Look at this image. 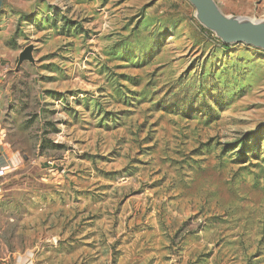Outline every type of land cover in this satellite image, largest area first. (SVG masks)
Returning <instances> with one entry per match:
<instances>
[{
	"label": "rangeland",
	"instance_id": "rangeland-1",
	"mask_svg": "<svg viewBox=\"0 0 264 264\" xmlns=\"http://www.w3.org/2000/svg\"><path fill=\"white\" fill-rule=\"evenodd\" d=\"M195 14L0 0V264H264V50Z\"/></svg>",
	"mask_w": 264,
	"mask_h": 264
},
{
	"label": "water",
	"instance_id": "water-1",
	"mask_svg": "<svg viewBox=\"0 0 264 264\" xmlns=\"http://www.w3.org/2000/svg\"><path fill=\"white\" fill-rule=\"evenodd\" d=\"M195 10L196 19L224 44H245L264 50V24L241 21L224 16L213 0H187ZM31 47L21 52L20 59L32 61Z\"/></svg>",
	"mask_w": 264,
	"mask_h": 264
},
{
	"label": "built area",
	"instance_id": "built-area-1",
	"mask_svg": "<svg viewBox=\"0 0 264 264\" xmlns=\"http://www.w3.org/2000/svg\"><path fill=\"white\" fill-rule=\"evenodd\" d=\"M6 175V169L3 167V168H0V179L5 177Z\"/></svg>",
	"mask_w": 264,
	"mask_h": 264
},
{
	"label": "crops",
	"instance_id": "crops-1",
	"mask_svg": "<svg viewBox=\"0 0 264 264\" xmlns=\"http://www.w3.org/2000/svg\"><path fill=\"white\" fill-rule=\"evenodd\" d=\"M5 167V162L3 161V159H0V168Z\"/></svg>",
	"mask_w": 264,
	"mask_h": 264
},
{
	"label": "bare ground",
	"instance_id": "bare-ground-1",
	"mask_svg": "<svg viewBox=\"0 0 264 264\" xmlns=\"http://www.w3.org/2000/svg\"><path fill=\"white\" fill-rule=\"evenodd\" d=\"M260 22V21H259Z\"/></svg>",
	"mask_w": 264,
	"mask_h": 264
}]
</instances>
